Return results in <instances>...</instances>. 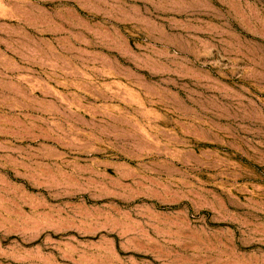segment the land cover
I'll return each instance as SVG.
<instances>
[{
	"label": "rangeland",
	"instance_id": "374dc122",
	"mask_svg": "<svg viewBox=\"0 0 264 264\" xmlns=\"http://www.w3.org/2000/svg\"><path fill=\"white\" fill-rule=\"evenodd\" d=\"M0 264H264V0H0Z\"/></svg>",
	"mask_w": 264,
	"mask_h": 264
}]
</instances>
